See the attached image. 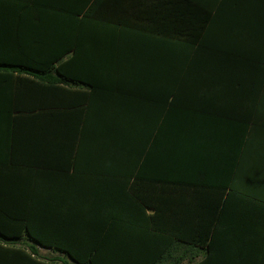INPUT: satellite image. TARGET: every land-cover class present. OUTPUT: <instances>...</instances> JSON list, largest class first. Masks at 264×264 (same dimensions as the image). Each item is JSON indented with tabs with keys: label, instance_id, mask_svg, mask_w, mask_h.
Returning <instances> with one entry per match:
<instances>
[{
	"label": "crops",
	"instance_id": "obj_1",
	"mask_svg": "<svg viewBox=\"0 0 264 264\" xmlns=\"http://www.w3.org/2000/svg\"><path fill=\"white\" fill-rule=\"evenodd\" d=\"M227 1L226 15L203 16L173 0L182 21L210 24L193 26L188 41L180 42L179 63L170 62L164 49L167 62L152 64L149 77L118 83L120 68L108 47L113 33L94 25L121 21L124 7L136 0H103L98 18L84 15L95 0H3L0 55L36 71L60 67L87 88L63 92L20 80L19 90L0 91V224L21 230L30 222L32 229L50 232L115 230L127 237L112 244L132 249L117 260L135 264L155 263L173 242L179 249L169 262L232 264L256 252L260 259L264 0ZM206 3L217 12L220 0ZM163 18L176 20L168 12ZM203 35L211 36L209 45L197 47ZM103 72H115V78ZM14 76L2 88L14 85ZM157 229L190 233L198 243L200 232L210 230L216 250L186 256L189 243L172 234L142 236ZM239 247L243 256L233 251ZM38 249L43 259L64 254ZM21 250L0 243V264H58Z\"/></svg>",
	"mask_w": 264,
	"mask_h": 264
},
{
	"label": "trees",
	"instance_id": "obj_2",
	"mask_svg": "<svg viewBox=\"0 0 264 264\" xmlns=\"http://www.w3.org/2000/svg\"><path fill=\"white\" fill-rule=\"evenodd\" d=\"M17 1H31V0H17ZM103 0H95V4L85 12L87 17H97L99 12V3ZM173 0H136V4L128 5L124 7V18L121 21L107 23L99 22L94 26H98L99 30H106L112 32L113 36L111 40H108V47L114 50L115 55L111 56L114 62H116L118 73V83L120 80L126 78L138 80L142 77L147 78L151 75L150 66L152 64H160V66L167 62V57H163V50H170V62L179 63L181 54L179 53L181 41H188L186 35L192 31V27L198 25L201 21H187L184 22L178 16H181L180 7L172 2ZM192 7L196 8L203 16H221L226 15L227 10L231 8V1L220 0L217 5V12L213 10L211 5L207 4V0H184ZM219 1V0H217ZM3 0H0V9L3 6ZM171 6L169 9H167ZM95 7V8H94ZM261 11H264V5H261ZM165 12L172 13L176 20L165 21L163 15ZM187 13L189 15L194 14L192 8H188ZM0 14L2 12L0 11ZM132 20V18H134ZM98 18V17H97ZM101 17H99L100 19ZM210 20V19H209ZM216 22V21H215ZM210 24V21H202L200 26ZM207 27L205 29H207ZM190 37V36H188ZM201 40L197 47L204 48L209 45L210 37L207 35L201 36ZM59 59V58H58ZM56 60L55 63L61 62L62 58ZM165 60V61H164ZM53 65V64H52ZM14 76V85H4L2 88L1 83H7L9 78ZM68 72L60 69V67H51L47 70L36 71L27 68H23L18 65H13L10 59L4 58L0 55V91H10L12 86L14 91L19 90L20 80H25L38 88H48L62 90L63 92L69 91V88H87V84L81 80H75V78H69ZM104 78H115V72H103ZM162 73V72H159ZM20 75H27L23 77ZM102 78V77H101ZM103 79V78H102ZM3 82H2V81ZM10 82V81H9ZM48 83L50 85H45ZM94 83V82H93ZM10 84V83H9ZM19 84V85H17ZM53 85V86H52ZM63 85V86H61ZM65 85V86H64ZM69 87V88H68ZM117 92L121 93L122 90L117 86ZM143 98V97H142ZM167 103V102H161ZM178 107L174 102L171 104ZM132 191V189H131ZM225 190H220V196L224 194ZM142 205H146V201L141 198L138 200ZM222 199H218L217 206L214 212V219L216 218L220 209ZM9 217V216H8ZM12 221V217L8 218ZM213 219V221H214ZM27 220V219H26ZM8 221V220H7ZM30 221V220H29ZM10 222V221H8ZM13 222V221H12ZM1 223V220H0ZM30 222H28V229H14L12 225L0 224V243L10 246L21 248V252L26 256H33L36 259L47 261L49 263L58 264H135L129 261H119V255L123 256L130 254L132 249L129 247H121L120 245L112 244L120 237H127L126 234L121 232L95 230V231H74V232H50V231H36L31 228ZM27 226V224H24ZM23 227V226H22ZM154 232L143 233L142 236H146L151 233H155L157 236L174 235L182 241H187L189 246L185 250L186 256L196 257L203 255L204 257L210 256L214 253L216 248L212 242L209 243L211 231L200 232V235H204V239L198 243V241L190 238V233L184 232H165L164 230H153ZM128 234H134L129 232ZM141 235L139 237H142ZM213 239V238H212ZM131 240V239H130ZM129 240L125 241L128 246ZM210 244V245H209ZM38 245L47 249H54V253H64L63 257H53L50 259H43L39 252ZM121 247V248H120ZM179 246L176 243H172L169 248L162 252L160 258L153 264H180L179 262H169L165 259L178 251ZM208 249V250H207ZM231 250V249H230ZM240 256L244 255V248L239 247L233 250ZM231 253V252H230ZM140 254H135V256ZM257 256V257H256ZM31 258V257H29ZM70 258L71 262L68 260ZM243 258V257H242ZM250 260L240 261L232 264H264V249L261 253L260 259L258 252L250 255ZM259 259V260H258ZM33 260V259H32ZM35 262V259L33 260ZM188 264H210L209 261H203L201 263L190 261Z\"/></svg>",
	"mask_w": 264,
	"mask_h": 264
},
{
	"label": "rangeland",
	"instance_id": "obj_3",
	"mask_svg": "<svg viewBox=\"0 0 264 264\" xmlns=\"http://www.w3.org/2000/svg\"><path fill=\"white\" fill-rule=\"evenodd\" d=\"M43 254H47V253L45 252V253H43ZM48 254H50V253H48Z\"/></svg>",
	"mask_w": 264,
	"mask_h": 264
}]
</instances>
